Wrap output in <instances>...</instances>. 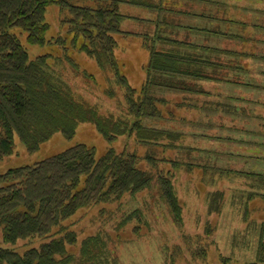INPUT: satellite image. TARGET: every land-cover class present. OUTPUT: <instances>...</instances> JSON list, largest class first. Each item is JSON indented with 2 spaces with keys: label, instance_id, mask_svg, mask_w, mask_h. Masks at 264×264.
Masks as SVG:
<instances>
[{
  "label": "trees",
  "instance_id": "obj_1",
  "mask_svg": "<svg viewBox=\"0 0 264 264\" xmlns=\"http://www.w3.org/2000/svg\"><path fill=\"white\" fill-rule=\"evenodd\" d=\"M246 1V5H239L236 0H0V158L12 154L15 136L28 152H35L54 133L71 138L78 124L85 122L92 123L110 143L119 137L126 139L120 150L110 145L99 156L94 147L77 142L32 163L0 171V232L4 243L0 245V264H119L106 233L86 236L77 254L70 252L69 246L77 237L63 223L79 208L135 194L153 182L167 204L168 216L182 229L184 205L173 180L179 170L187 176L188 171L182 170L178 159L159 158L146 150L163 134L145 124L148 119L156 123L163 118L158 105L166 100L152 90L203 94L204 89L197 86L200 81H239L217 76L204 66L231 67L244 74L257 70L255 64L263 66L264 0ZM120 3L162 14L157 24L164 27L156 26L155 33L145 34L149 56L139 88L128 83L123 64L115 55L116 36L132 35L120 29L124 17ZM50 4L58 5L66 15L60 21L61 30L46 37L49 24L45 12ZM175 14L202 18L203 24L193 28L176 24V35L185 29V37H172L170 31L175 30L168 27ZM189 32L204 37L190 39ZM23 35L28 44L46 45L48 50L30 58L21 41ZM76 52L93 58L105 77L112 80L109 87L98 92L100 99L102 95L116 98L114 111L101 113L96 105L82 101L77 88L64 79L65 72L72 76L70 80L81 75L84 84L96 85L95 77L84 72L75 60ZM225 56L230 58L222 59ZM117 87L122 91L120 96ZM236 97L242 103L243 115L263 139L264 113L258 107L264 103ZM142 160L151 163L155 174L139 166ZM255 175L243 186L226 180L225 189L222 186L227 177L220 174L208 175V186L215 184L212 190L198 182L192 196L203 203L206 220L200 233H182V245L190 255H183L185 250L176 244V260L184 257V264H206L209 245L216 248L215 226L209 217L221 212L228 195L230 204H242L246 234L256 231L257 250L252 263L264 264V175ZM139 213L138 208L132 210L119 226ZM36 236L49 239L23 252L16 250ZM173 259L166 264H173Z\"/></svg>",
  "mask_w": 264,
  "mask_h": 264
},
{
  "label": "rangeland",
  "instance_id": "obj_2",
  "mask_svg": "<svg viewBox=\"0 0 264 264\" xmlns=\"http://www.w3.org/2000/svg\"><path fill=\"white\" fill-rule=\"evenodd\" d=\"M76 1L80 3L81 0ZM236 2L239 5L248 3L246 0H236ZM135 9L137 14L143 12V10ZM65 15L66 12L60 11L58 5L50 4L46 7L45 20L49 24L46 37L61 30L62 23L60 21ZM174 18L170 21L168 30H176L175 25L179 23L184 28H193L203 24L202 18L190 15L176 17L175 14ZM141 26L143 27L142 23ZM121 28L137 32L139 24L135 19H123ZM185 32V29H181L176 37L184 38ZM128 33L132 35L116 36L115 55L123 64L122 70L128 83L139 88L145 79V64L149 56L145 41V37L148 38V36L144 33L135 35L133 32ZM172 34L169 36L174 37V33ZM207 35L209 39V34L207 33ZM189 37L201 40L204 36L189 32ZM21 41L27 48L30 58L48 50L46 45L28 44L24 35L21 36ZM168 43L172 45L170 42ZM74 58L84 72L95 77L96 85L84 84V78L81 75L70 80L69 78L72 76H66L65 72L64 79L69 85L77 88V94H79L77 96L81 100L96 105L101 113L114 111L116 98H107L102 95L103 99H100L101 96L98 92V90L103 91L105 87H109L112 80L105 77L95 60L85 53L76 52ZM229 58L222 57L224 60ZM255 65L257 70L251 69L249 73L245 74L231 67L225 70L221 69V66H204L206 69L208 68L207 70L215 71L217 76L227 75L228 78H238L239 81L229 80L214 84L198 83L197 86L202 89H210V94L206 96V94L193 92L190 103L187 101L182 103L181 93L176 95V90H152L154 95L160 96L161 100H166L165 103L158 105L163 118L156 123L154 120L148 119L145 124L154 126L163 134L157 138V144L147 145L146 150L149 154L159 158L178 159L182 164V170L188 171L187 176L184 174L186 172L179 170L175 173L173 180L174 189L184 205L182 229H179L168 216L167 204L157 192V184L153 182L148 189L145 188L135 194H125L115 200L79 208L63 223L68 226L69 230H73L77 237L76 243L69 246L70 252L77 254L83 238L101 232L108 235L109 248L115 250L119 264H166L171 257L175 259H173V264H179V262L184 264V257L176 260L174 248L176 244L184 246L182 245L183 232L186 234L200 233L201 223L203 224L206 220L203 203L192 196V191L198 187V182H201L200 186H206L212 190L215 184L210 183L208 186V178H210L208 175L220 174L227 177L223 180L222 187L225 189L224 182L226 180L231 181L234 185L243 186L246 184L247 178L254 179L257 176L256 173L264 175V154L261 152L264 151V137L262 139L263 135L260 131L254 127L251 120L246 119L243 115L242 103L236 97L240 95L242 98H246L245 101L250 99L264 103V65ZM245 83L250 85H245ZM252 85L254 87H250ZM121 92L117 87L116 94L120 96ZM208 100L213 103H222V105L202 104ZM181 104L185 107L189 104L190 107H176ZM258 110H262L264 113V105H260ZM125 141L124 137H119L111 143L108 142L96 127L88 122L78 124L71 138L65 137L60 132L54 133L35 152H28L23 143L15 136L12 154L0 158V171L32 163L77 142L94 147L96 155L99 156L110 145L114 149L120 150ZM139 151H142L141 148ZM139 166L153 174L156 172L151 163L146 160L140 161ZM203 175L205 176L201 177ZM205 190L207 189L205 188ZM227 197L228 195H226V203L221 212L209 217L210 222L215 226L213 239L216 248L209 245L204 262L206 264H253L257 250L256 231L254 229L246 234L245 223L242 222L243 210L240 209L242 204H230ZM136 208L140 210V213L135 216L139 217L134 216L126 224L119 226L122 219ZM248 214L251 216L250 210H248ZM138 227L139 230H136L135 233L134 230ZM48 239V237L39 236L29 238L16 250L23 252L26 248L38 246ZM3 244L0 232V245ZM183 249L185 250L183 255H190L186 247Z\"/></svg>",
  "mask_w": 264,
  "mask_h": 264
},
{
  "label": "crops",
  "instance_id": "obj_3",
  "mask_svg": "<svg viewBox=\"0 0 264 264\" xmlns=\"http://www.w3.org/2000/svg\"><path fill=\"white\" fill-rule=\"evenodd\" d=\"M135 8H137V10H143V12L137 14L135 13ZM119 10L120 12L124 15V17L121 19V21L123 19H135V21L138 22L139 24V30L137 32L133 31V30H123L121 28V21H120V29H122L123 31H126V32H133L134 35L135 34H142L144 33L145 34H148V35H152L153 33H155L157 27L156 26H159L157 23H158V20L161 19V15L160 13L150 9V8H146V7H140V6H136V5H133V4H129V3H120L119 5ZM141 23L143 24V27L141 26ZM161 27H164L162 25H160ZM174 33V37H176V30L173 32ZM142 41V40H141ZM160 47V45H159ZM227 80L225 81H222V80H204V81H200L199 83H219V82H226ZM228 82V81H227ZM203 87V85H201ZM205 93H203L202 95L206 94V96H209L210 94V89L208 88H203ZM182 96V103L186 102L187 103H190L191 102V93H188V92H182V91H179V90H176V95H179V94ZM237 94V93H236ZM213 97V96H212ZM202 104H208V105H211L213 106V101H207V102H203ZM219 105L221 106L222 103H219ZM177 107V106H176ZM179 107H185V105H180ZM190 105L188 104L185 108H189Z\"/></svg>",
  "mask_w": 264,
  "mask_h": 264
}]
</instances>
